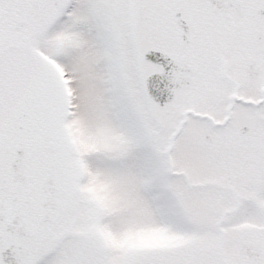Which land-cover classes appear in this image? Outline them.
<instances>
[{
    "label": "snow or ice",
    "instance_id": "1",
    "mask_svg": "<svg viewBox=\"0 0 264 264\" xmlns=\"http://www.w3.org/2000/svg\"><path fill=\"white\" fill-rule=\"evenodd\" d=\"M0 264H264V0H0Z\"/></svg>",
    "mask_w": 264,
    "mask_h": 264
}]
</instances>
